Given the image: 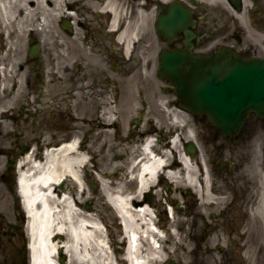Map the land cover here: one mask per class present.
Wrapping results in <instances>:
<instances>
[{
    "label": "bare ground",
    "instance_id": "obj_1",
    "mask_svg": "<svg viewBox=\"0 0 264 264\" xmlns=\"http://www.w3.org/2000/svg\"><path fill=\"white\" fill-rule=\"evenodd\" d=\"M165 4L170 3L172 0H162ZM179 1V0H177ZM176 1V2H177ZM184 4H196L199 2L203 6L216 5L224 7V11L221 13L226 14V18L231 19L239 18L244 26H247L248 20L252 19L255 13V8H250V0H245V7L239 14L234 10L228 11L226 0H181ZM158 4L156 0H149L146 4L139 3L138 0H107L105 5L101 8L97 0H0V27L10 33L11 43L9 55L6 58L8 64V73L4 81L6 83L15 82L17 88H15L10 94H6L5 97L0 95V113L12 110L17 103L31 102V99L35 97L34 93L30 89V74L32 69L29 64V60L24 57L25 49V35L27 32L36 31L37 35L41 39L47 37L48 40L42 44L40 41V49L43 51V58L46 62L45 76L49 78V81L45 84L46 88L43 94L40 96L41 99L35 98L41 106H32L36 108L37 117L47 116L49 111L53 114H62L59 116L73 117L76 125L73 127L76 134H83L88 138L91 134L92 139H107L110 137V130L116 124L118 126L117 135L120 141L111 146V148L119 147L120 152L127 153L130 158L129 166L134 163L137 156L142 154L139 147L135 146L138 140H129L127 137H123V132L126 130V124L131 120L129 116L139 111L134 107L135 95L133 88L136 84H139V80L144 79L142 68L132 71L129 69L128 72L123 69L121 74L123 78L115 79L107 69V61L111 63L112 58L123 59L125 65H128L132 61H136L138 54L143 53L138 46L144 42H153V37L150 29L151 22L155 13V6ZM198 4V3H197ZM67 8L75 10V20L81 28L75 29L73 37H68L64 31L55 25V21L59 16H63L67 12ZM212 9V7H208ZM214 9V8H213ZM83 11V12H82ZM3 13V14H2ZM109 17L110 13L115 15V19L112 21L111 26H107L101 31L99 42L102 46L97 50L90 46L88 42V35L95 34L98 29L97 26H93L91 17L96 19L95 15L99 14ZM127 16V25L123 32L119 35V41L125 45V48H118L119 44L113 42L112 28L116 27L117 19L124 15ZM98 17V16H97ZM219 17V16H218ZM215 17L213 20L217 19ZM44 25L42 26L40 24ZM240 24V23H239ZM37 26H41V30L36 29ZM73 28V29H74ZM258 28V27H257ZM85 29V30H83ZM261 32V38H264V31ZM86 34V35H85ZM174 34V33H173ZM82 35H85V37ZM3 36L0 34V45H2ZM112 45L116 51L110 50ZM155 46L154 44L152 45ZM151 46V48H153ZM56 47L58 49H56ZM91 47V48H90ZM90 48V50H89ZM150 47L146 49L149 50ZM121 49V50H120ZM57 50V51H56ZM125 51V54H121ZM151 51V50H150ZM81 59L84 62V68L79 66L81 70L84 69V75L75 74L73 77L69 74L67 77L66 72H72L78 57L77 53H81ZM153 52L149 54L150 65L154 62ZM129 61L127 62V58ZM5 58H1L0 63ZM98 68L102 69V76L111 82L115 79L117 84L116 91L122 90L123 97L121 103L124 109L121 111L123 116H120L119 121L111 123L107 119H102V114L106 109L113 108L114 103L108 99H113L112 93H105L102 91L101 79H92L94 71ZM146 75H150L146 73ZM66 77V78H65ZM72 77V78H70ZM94 78V77H93ZM145 82V80H144ZM69 83V84H67ZM192 87L196 88L195 82H190ZM96 86V87H95ZM101 86V87H100ZM26 87H29L26 90ZM100 87V88H99ZM115 91L116 94H118ZM104 93L106 95H104ZM108 100V103H107ZM75 101V102H74ZM174 101H170L171 103ZM30 105V104H29ZM162 105L163 102H162ZM157 111V116L164 117L165 112L162 108ZM166 105V104H165ZM96 106V107H95ZM168 106V103H167ZM87 107V108H86ZM89 107V108H88ZM118 107V106H117ZM169 108V106H168ZM110 109V110H111ZM84 111H86L91 117H94L92 125L88 124V121L83 117ZM162 111V114H160ZM118 113V111H116ZM172 112L179 119H186V116L181 111L174 109ZM168 115V114H167ZM172 116V114H170ZM0 122V134L4 131H8L9 125H5ZM91 128L89 133H84V127ZM28 127V126H26ZM120 128L122 129L121 131ZM143 129V128H142ZM142 129L131 130L132 136L143 137L150 128L145 131ZM160 130L154 128L153 131L161 132L162 136L168 135V133L161 127ZM151 130V131H152ZM41 133V139L37 136L27 135L26 137L36 143H41L42 147L32 148L28 153L21 157V163H25L27 169L20 175L19 189L24 199V205L28 212V231L31 239L32 256L34 264H58L56 255L58 246L64 244L60 248L63 250V256H69V264H119L117 258L112 256L107 251V240L102 235V225L99 223L98 217H96L93 210L91 213L82 208L83 204H80L79 200L75 197L78 188H81L82 199H90V196L95 195V191L86 192L85 183L91 181L90 179H83L82 173L87 169L88 166V154H92L95 151L94 145L87 146L82 143L78 146V140L65 144L56 154L46 155L42 157L41 149L45 147H51L54 138H49L47 133L43 134L40 130H35ZM192 134L197 135V130L191 131ZM34 134V133H31ZM136 134V135H135ZM58 134L56 135V137ZM77 137V136H76ZM1 141V140H0ZM88 141V140H87ZM5 144L6 143H2ZM108 143L103 145V148L107 149ZM147 149H150L149 146ZM175 149L178 151V145H175ZM236 149V148H234ZM110 150V149H109ZM119 154H113L110 158V162L103 165H98L99 168L103 169V173L99 171V175L102 176L101 186L104 194L109 195L112 199L115 208L119 210L123 218V224L126 230L133 232V240H138L139 229L145 224H149V215L151 209L149 208V202L144 198L141 200L143 195L146 197L156 189L153 184V175L158 171L160 164L166 160H155L147 164L143 170L144 174L141 173L139 181H133V184H128L123 181L122 177L119 176L124 173L123 166L119 165L115 161V158ZM186 156V157H185ZM185 156L179 152L174 161L168 160V167L173 170H179V173H173V178L180 184L184 183L186 188H194L197 193H201L198 186L203 187L202 179L204 178L208 185H211V195L208 194L206 201L209 200V205H214L213 198H217L214 193L218 195L224 194L221 198L227 200L226 194L223 192L227 187L219 186L216 187V182L212 177V172L209 169L207 160H203V164L189 163L190 159L188 155ZM105 158V157H104ZM102 159V161L105 159ZM193 162V161H192ZM193 164H197L198 170H202L203 166L206 169V173L198 175ZM135 165H133V168ZM136 168V167H135ZM147 175V176H146ZM179 175L180 177H176ZM146 176V177H145ZM203 176V178H202ZM64 180V181H63ZM63 181L62 191H58L57 187L53 192V187ZM85 182V183H84ZM179 184V185H180ZM176 192L183 194L184 186H179ZM231 188V187H230ZM205 191V188H202ZM175 192V191H174ZM175 192V194H176ZM151 195V194H150ZM156 198L164 197V192L158 190L154 193ZM154 195L151 197L155 198ZM211 196V197H210ZM63 197V198H62ZM72 197V198H71ZM151 199V198H149ZM169 204L173 206L175 210L174 223L175 229L179 231L178 236L184 238L181 231H183L182 224L183 219L181 218L179 203L176 197L169 196L165 198ZM154 201H156L154 199ZM153 201V202H154ZM155 203V202H154ZM264 203V202H263ZM149 206V207H148ZM57 210V212H55ZM260 210V209H259ZM260 215L264 217L263 208L259 211ZM264 224V221H262ZM142 224V226H141ZM150 225V224H149ZM209 239L206 244L201 245V251H205L215 254L219 246L217 241L221 244L226 239L222 237ZM182 241V238H180ZM256 242V240H255ZM249 248H254L255 244H248ZM251 246V247H250ZM136 249V248H135ZM138 249V248H137ZM136 249V250H137ZM187 248H185L186 250ZM194 251V250H193ZM222 251V250H221ZM187 252V251H186ZM156 253L147 255V258L141 256L140 249L133 253L132 264H167V262L155 261ZM62 255V254H61ZM174 257V256H171ZM209 257L208 260H216L215 257ZM186 258H177L176 264H183Z\"/></svg>",
    "mask_w": 264,
    "mask_h": 264
},
{
    "label": "rangeland",
    "instance_id": "obj_2",
    "mask_svg": "<svg viewBox=\"0 0 264 264\" xmlns=\"http://www.w3.org/2000/svg\"><path fill=\"white\" fill-rule=\"evenodd\" d=\"M73 1H76V0H73ZM92 24H94V25L97 24V26L99 27L98 30L101 29L100 26H99L100 24H98V22H93ZM150 29L153 30V31L155 30V28H154V20L152 21V23L150 25ZM95 36L96 37L98 36L97 32L95 33ZM44 38H45V40H48L46 36ZM37 39L39 40V37ZM156 39H157L156 40L157 42H156V45H155L156 49H155L154 55H153L154 62H152L153 73H152V75L150 77L146 76L147 81H153V82H152V84H150L149 87L147 85H144V86L140 85L141 89H143L144 92H142V91H139V93L137 92L136 108L137 109L139 108L141 110V112L135 111V112H133L131 114L130 125H127L126 126L127 129L123 132V134H124L123 137H127L129 140H131V138L133 137L131 133H128L130 128H132L133 130H135L136 128H139V127H143L144 128V126H145L144 120L145 119L149 120L150 118L155 116L154 113L156 111L159 112V108H161V106L158 105L159 108H158V110L156 109L157 103H159L158 102L159 98H160L161 101L164 100L165 102H166V99H170L171 95H173L176 98L175 94L173 93V89H172L171 92L169 91V89H168V87H170L169 84L165 80L161 79L158 76V68L157 67H158V64H159V53L161 52V50L163 48L164 49H168V44H166L164 41L160 42L158 40L159 38H158L157 34H156ZM36 42L39 43V41H36ZM43 42H44V39H42V43ZM90 42H92L93 44L96 43L91 38H90ZM26 44H27V38H25V46H26ZM56 49H58V48L56 47ZM25 51L26 52H24V57H26V53L28 54L29 47H28V49L26 47ZM76 56L79 58L80 57V53H77ZM138 57H139V55H138ZM35 62L36 63L39 62L38 59H36ZM135 62H137V61H135ZM135 62L132 61L129 64H131L132 67H134V64H136ZM117 63H116V61H113L111 66H109V68H108V70H110L112 73H114V75L118 74L119 72H117L115 70H111L112 66L113 67L116 66L120 70L124 68L123 64L121 66H118ZM74 70L76 72L77 69L74 68ZM98 74H100V75H96V78L97 79L100 78L102 83H103L104 82V77H101L102 73L99 71ZM165 88H167L168 91H166L167 89L165 90ZM6 94H9V93L7 92V93H5V95ZM156 95L159 96V98H156L155 97ZM32 105H33V103H32ZM35 105H37V104H35ZM23 108H24V105L22 103H20V104L18 103L16 105V109L14 110V112H15L14 118L13 119L6 118V119L3 120L5 124L9 125L10 129L8 131L4 132V134H2V136H0V140H1L0 141V143H1L0 144V150H2L4 147L8 149V152L6 151L8 156L7 155H2V154L0 155V158L2 159V160H0V164H1L0 165V178L4 174V171L7 169L8 164L11 161V160H9V158H14L15 155L21 156L22 155L21 154L22 150H23V153H26L32 147H35L37 149L42 147L41 143H36L34 145V143L31 141V139L26 137L27 135H30V136H34L35 135V136L38 137V139H41V134H35V133L31 134L33 129H38V127H41L42 130H44V133H47L49 138L53 137L54 133L55 134L56 133H60L62 136L68 134L67 136L71 137V133H73L72 129L76 125V122L74 121V119L72 117H70V118L69 117H65V116L58 117L59 115H62V114H58L56 116V120L53 119V118H55L54 115L53 116L49 115V118L48 117H44L45 118L44 121L42 123H39L41 119H39L37 117L35 108H33L31 110L30 114L28 113L29 109L27 107H25L24 109ZM10 112H12V111H10ZM141 114L144 115L143 117L145 119H140V118H142L140 116ZM160 114H162V111H160ZM91 120L93 121L94 119L91 118ZM137 120L140 121L139 124H137V122H136ZM156 121H159V120H156ZM163 121H164V124L167 126V119L164 118ZM199 122H200V127L202 126L201 123H203V125L206 126V128H207V131H204L203 133L201 132V128L200 129L198 128L199 131L201 132V140H202V144L201 145H202L203 149H205L206 151L209 150L210 151L209 153L212 154L213 149H214V144H220L219 143L221 141V139L219 138L220 134L209 123V121L206 120L205 118H200ZM26 125H29L28 127H31L29 133L23 132L24 131L23 127L26 126ZM34 127H36V128H34ZM85 130L87 131L86 128H85ZM247 132H253L254 133L253 134L254 135V140L250 139V141L247 142L245 139L244 140L242 139L240 141L239 144L244 150L243 153L245 155H249V153L253 154L254 152H256V154L258 155V157H257L258 159H253V155H251L252 160L249 159V162L247 164L248 165H252L253 167L257 165L256 169H258V167H260L264 171V121H260V120H257V119L251 120L250 123H249L248 128H245V130L242 132V138H245V135H246ZM183 133H184L183 135L185 137H189L190 136V135H188V132L184 131ZM205 137H207L209 139L210 143H208V142L206 143V138ZM90 138H91V134L88 136L89 140H90ZM136 138H137V136H136ZM140 139H141L140 141H142V140H145L146 137H143V138H140ZM165 139H166V142H167V138H165ZM115 141L116 140L114 138H112L111 142L109 144L114 143ZM212 142H213V144H212ZM2 143H6V145H4ZM88 143H84V144L86 145ZM141 143L142 142L137 144V146H140ZM224 143H227V145L234 144L232 142H224ZM98 145H100V144H98ZM44 147H43V149H44ZM94 149H95V151L92 152V156L90 157L92 159V161L88 164L87 169L84 170V173H83L82 177H83V179L86 177L87 180L88 179L91 180L88 183L84 182L85 183L84 185H85V188H86V192H88L90 189H92V190L95 191V195L93 194V196H90L89 200H86V199L83 200L82 197H81L82 196L81 192H78L79 193L78 195L76 193V195H77L78 200H80L81 202L86 201L84 203L85 204L84 206H85L86 209H88L89 206H91V208L94 209V210H101L102 214H103L102 217H104V215L109 217L110 214H111V207L107 204V202L105 200V194L102 191L101 182H99V180L102 179V176L99 175V171H101V173H103V169L99 168L98 165H103V164L109 163L111 155H113V154H119V156H117L115 158V161H124V160H126L128 158V155L126 153H124V152H120L121 148H119L117 146L114 149L111 148L110 150L108 149L106 151L104 150V148H102V146H96ZM231 151L229 149L226 152V157L232 156L233 159L234 158L235 159L238 158L237 157V153H236V149H232ZM214 153H215L214 158L217 159L216 166H215V176H214V179L216 180V187L219 189V186H221V181L219 179L221 174L230 173L228 175V178H227L228 180L226 181L225 187L228 186V187H231V188L229 190H224L223 191L228 196L227 200L224 199L223 202L219 203V201H222L221 200L222 196L221 197L218 196L219 198H213L212 199V200H214L215 204L210 206V207H207V208H210V210L208 212V215H207V219H209L210 212H213V211L220 212L221 210H218V209L222 208V209H224L226 211V214L222 218L227 217L230 220L229 227H231V229H233V231H235V233H236L237 222H236L235 218L237 216L232 214V213L233 212L242 213V212H245V210L247 211V207L241 208L240 205H241V202L244 201L249 196V193L251 191L250 186L248 185L249 177H246L245 175H243V177L239 178L242 175H238V176H236V175L237 174H241V173L243 174V172L248 169V165L245 164V163L240 164L238 167H236V170L233 171L235 174H233V172H230L229 170L227 172V170H225L227 168L223 169L224 171L222 172V169H220V164H221L220 163V158L216 156L217 152H214ZM93 154H94V156H93ZM109 154H110V158L108 157ZM19 156H17V157L19 158ZM18 158H16V159H18ZM103 158L105 159V161L104 160L102 161ZM87 173H88V175H86ZM126 173H127V171H126ZM124 174H125V172L121 173L119 176L122 177ZM99 185H100V187H99ZM163 186H164L163 189H165L164 192H166V195L169 196L170 195L169 192H171V190L169 191V188L170 189H172V188L170 187L169 184H166V183H164ZM242 187H245V189L243 190L242 197L238 198L236 193L239 190H241ZM0 188L2 189V192H0V199H1L0 212H4L5 213L4 214V218H3V215H2V217H0V221H1L0 222V229H2V232L4 233V238L0 237V239L1 238L4 239L3 243L5 244V248L7 249V250H5L4 255L0 254V264H22V257L20 255H18V253L16 252V248L14 246L8 247V248L6 247V246H11L7 242L8 241L7 239L10 238L9 232L12 233V230H13L12 229V223L15 221V215H14L15 214V208L13 206L14 200H13L12 195L9 193V191L6 189V187L4 188L1 184H0ZM207 188H209V187H207ZM99 190H100V192H99ZM176 190H177V187H176ZM189 191L193 192V190L186 189L185 192H184L185 196H183L184 199H181V200H183V201H181L182 202L181 203V210H195L194 203H193L192 207L190 206V198H192V197H190V194L188 193ZM207 193L209 195H211L210 194V189L207 190ZM176 195H178L179 198L182 197V195L180 193L176 192ZM185 201L188 202V206H187V203L184 204ZM198 201H200L199 204L201 206H203V207L200 206L201 208L200 209L198 208L197 210H202L204 208V205L202 204L203 200L200 198ZM205 202L209 205V200L208 201L205 200ZM233 208H234V210H230V209H233ZM238 216L239 217H243L242 214H240ZM112 217H113L112 221H114V216L112 215ZM181 217H182L183 220H185V221H182V222H186V223L188 222V219H189L188 216L187 217L185 216V218H184V215L182 214ZM247 217L242 218L241 220L239 219V224L241 225L242 222H245ZM222 218L219 219L220 222L224 221V219H222ZM194 220L196 222L199 221V226L204 228L203 227L204 221H200L199 218H196ZM231 220H233V221H231ZM256 220L260 221V222L258 221V225L256 227V228H258L256 238H257L259 243L262 242V244H263V241H264V226L261 227L262 223H261V219L260 218L257 217ZM242 231H244V230L242 229ZM170 238L171 237H169V240H170ZM227 241L224 244L225 246L227 245ZM197 242L199 244L203 243V242L200 241V238L198 239ZM22 246H23V243H22V240H20L19 247L22 248ZM226 247H229V245H227ZM58 248H59V246H58ZM259 248H260V246H259ZM236 250H237L236 247L235 246L233 247V245H232L231 248L229 249V253H223L222 255H220V256H222L221 259L219 258V256H217L216 261L219 260V264H227V262H228V260L230 258V254H232L233 256H235V258L233 257L234 259L231 260V263L232 264H241L242 257L240 258V255L238 257H236V255H235L236 254ZM58 253H59V250H58ZM179 253H180V255L182 254V252H179ZM194 254H195V256H193V257L187 256L186 258L189 261L193 262L194 264L202 263L203 260H202L201 252H199V250H196ZM258 255H260V256H258ZM252 256H254V258L252 257V259H249V260H244V258H243V260L246 261L245 263L253 264V263L256 262V264H264V247H262L260 250H258V248H257L256 253L254 251ZM230 259H232V258H230ZM56 260L58 261V263H60L61 258L58 256L56 258ZM171 264H173V263H171Z\"/></svg>",
    "mask_w": 264,
    "mask_h": 264
},
{
    "label": "water",
    "instance_id": "obj_3",
    "mask_svg": "<svg viewBox=\"0 0 264 264\" xmlns=\"http://www.w3.org/2000/svg\"><path fill=\"white\" fill-rule=\"evenodd\" d=\"M181 19H183L182 16ZM177 24L178 21H175L174 27ZM228 57L227 60L220 61L219 64L215 65L210 64L211 62L204 58L194 59L190 56L183 58L181 53L175 55V61L179 65L173 66L170 63L169 69L170 72L176 73L174 77L178 80L179 90L185 105L194 111L207 112L208 114L210 112L206 110L208 109L207 106L220 112L230 113L235 111L237 107L233 108V106L238 105L240 98L250 97L257 99L252 110L264 115V60L252 62L255 65L252 68L248 67L235 72L234 69L237 65H249L251 62L243 61L230 53ZM170 58H167L168 62L171 61ZM187 61L194 67L193 70L190 65H185ZM222 62L225 63L222 65ZM185 74L193 75V78H184ZM221 78L223 80L216 82ZM192 80L197 84L196 89L190 84ZM206 93L209 95L211 103L206 101ZM188 97H191V100H187ZM211 117L223 131L226 130L227 122H224V118Z\"/></svg>",
    "mask_w": 264,
    "mask_h": 264
}]
</instances>
